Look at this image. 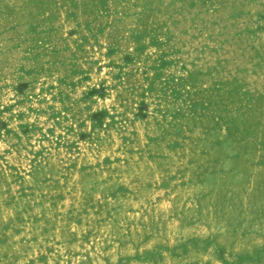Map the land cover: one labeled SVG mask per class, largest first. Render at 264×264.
Here are the masks:
<instances>
[{"label":"rangeland","instance_id":"1","mask_svg":"<svg viewBox=\"0 0 264 264\" xmlns=\"http://www.w3.org/2000/svg\"><path fill=\"white\" fill-rule=\"evenodd\" d=\"M0 264H264V0H0Z\"/></svg>","mask_w":264,"mask_h":264}]
</instances>
